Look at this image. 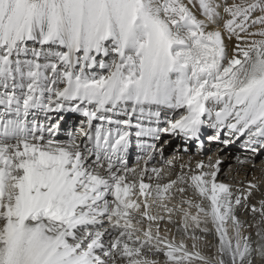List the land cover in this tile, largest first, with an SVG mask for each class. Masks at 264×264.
Segmentation results:
<instances>
[{"label": "snow or ice", "instance_id": "1", "mask_svg": "<svg viewBox=\"0 0 264 264\" xmlns=\"http://www.w3.org/2000/svg\"><path fill=\"white\" fill-rule=\"evenodd\" d=\"M208 128L264 155V0H0V264H264V186L184 158Z\"/></svg>", "mask_w": 264, "mask_h": 264}, {"label": "bare ground", "instance_id": "2", "mask_svg": "<svg viewBox=\"0 0 264 264\" xmlns=\"http://www.w3.org/2000/svg\"><path fill=\"white\" fill-rule=\"evenodd\" d=\"M233 44H234V41L229 42V44H228L229 50H231ZM58 138L61 139V140L66 139V135L60 133ZM219 147L220 146H217V148H215L210 154H207L206 157L207 156H213V157L219 156L221 158H224V155L227 154V153H225V154L222 153L219 150L220 149ZM172 153L169 154L168 156L171 157ZM188 156L192 157L193 162H195L196 159L203 158L201 155L198 154V152L196 150H191L188 153V155H186L184 157L185 160L188 159ZM206 157H204V158H206ZM131 162H132L131 165H135V163H136V162H133V161H131ZM254 164H255V167H253L252 164L240 165L237 162L236 157H235V164L233 163L232 165H230L231 167H229L226 170V172H222V175L220 176V179L222 181L231 183V184H233V185H235L237 187H239L241 184L246 185L247 182L251 181V180H255L257 182H260L262 184V186H264V157H263V159H260L258 162H254ZM260 198H261V193H256L254 195V197H253V202H257ZM240 219L241 220H251L252 217H251V214L241 211L240 212ZM161 227H162V229L164 227H168V228H171L173 232L175 231V229L173 228L172 225H163L162 224ZM209 228L212 229V230L209 233H207V234H203L204 235V239H207V241H205V243H204V241L202 239L203 243L206 246H204V244L201 243L200 241L198 242V249L204 255H214L216 253V251H217L218 238H217V236L215 234L213 226L209 227ZM248 231H254V229H248ZM210 238H211V241H210ZM211 242H213L212 245L210 244ZM188 243L190 245L191 241L188 242ZM206 248H209L210 250H206ZM206 252H207V254H206Z\"/></svg>", "mask_w": 264, "mask_h": 264}, {"label": "rangeland", "instance_id": "3", "mask_svg": "<svg viewBox=\"0 0 264 264\" xmlns=\"http://www.w3.org/2000/svg\"><path fill=\"white\" fill-rule=\"evenodd\" d=\"M242 143V142H241ZM241 143H240V145H241ZM232 145H234V144H232ZM231 145V147H227V148H225L223 145H221V144H217V145H213L209 150H207V152H204L203 153V155H202V157L204 158V157H206V155L207 154H210L215 148H217V146H220L219 148V150L222 152V153H227V154H225L224 155V158H222L223 159V165H222V172H226V170L230 167V165H232L233 163L235 164V157L238 155V156H240V157H242L243 159L245 158V157H247V156H250L251 154L250 153H247L245 150L244 151H239V150H243L239 145H236L235 147L234 146H232ZM173 147V146H172ZM171 147V148H172ZM209 148V147H208ZM239 149V150H238ZM191 150H193V149H191ZM173 151L172 150H169L167 153L168 154H171ZM263 157H264V155H260V156H257V157H254L253 158V161L254 162H258L260 159H263ZM175 219H178V218H175ZM208 227H212V225L211 224H209L208 225ZM213 229H214V227H213ZM203 241H204V243H205V241H207V239H203ZM203 241L202 240H200V242L201 243H203ZM210 241H211V238H210ZM188 242H190V240L188 241ZM203 243V244H204ZM211 245L213 244V242H211L210 243ZM204 246H206L205 244H204ZM205 250V249H204ZM206 250H210L209 248H206ZM205 252V251H204ZM206 254H207V252H206Z\"/></svg>", "mask_w": 264, "mask_h": 264}, {"label": "clouds", "instance_id": "4", "mask_svg": "<svg viewBox=\"0 0 264 264\" xmlns=\"http://www.w3.org/2000/svg\"><path fill=\"white\" fill-rule=\"evenodd\" d=\"M179 142V141H178ZM180 144V142L179 143H177L176 141L175 142H173V143H169V144H166L165 145V148L167 147V150H166V154L167 155H169L167 152L169 151V150H172V151H174V149L178 146ZM173 146V147H172ZM213 146V144H208V147L209 148H211ZM172 147V148H171ZM229 147H231V146H229ZM240 151V150H239Z\"/></svg>", "mask_w": 264, "mask_h": 264}, {"label": "water", "instance_id": "5", "mask_svg": "<svg viewBox=\"0 0 264 264\" xmlns=\"http://www.w3.org/2000/svg\"><path fill=\"white\" fill-rule=\"evenodd\" d=\"M165 149L167 150V147Z\"/></svg>", "mask_w": 264, "mask_h": 264}]
</instances>
